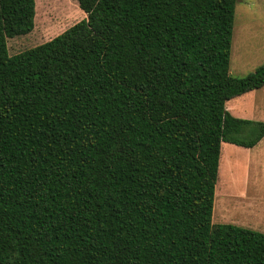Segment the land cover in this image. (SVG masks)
<instances>
[{
	"label": "trees",
	"instance_id": "1",
	"mask_svg": "<svg viewBox=\"0 0 264 264\" xmlns=\"http://www.w3.org/2000/svg\"><path fill=\"white\" fill-rule=\"evenodd\" d=\"M237 0H77L86 17L9 54L34 0H0V264H264V232L212 223L222 143L264 122L228 100Z\"/></svg>",
	"mask_w": 264,
	"mask_h": 264
},
{
	"label": "rangeland",
	"instance_id": "2",
	"mask_svg": "<svg viewBox=\"0 0 264 264\" xmlns=\"http://www.w3.org/2000/svg\"><path fill=\"white\" fill-rule=\"evenodd\" d=\"M31 31L7 39L9 54L43 43L86 17L77 0H34ZM264 63V0H237L229 69L242 76ZM229 113L264 122V85L228 100ZM264 137L247 148L222 143L212 223H233L264 232Z\"/></svg>",
	"mask_w": 264,
	"mask_h": 264
},
{
	"label": "crops",
	"instance_id": "3",
	"mask_svg": "<svg viewBox=\"0 0 264 264\" xmlns=\"http://www.w3.org/2000/svg\"><path fill=\"white\" fill-rule=\"evenodd\" d=\"M254 120H256V119H254ZM261 121H262V120H261ZM261 140H262V139H261ZM261 140H260V141H261ZM260 141H259V142H260ZM259 142H258V143H259ZM258 143H257V144H258ZM257 144H256V145H257ZM256 145H254V146H256ZM254 146H253V147H254ZM251 148H252V147H251ZM261 216H262V217L264 216V210H263ZM258 225H262V226H263V229H264V219H262V220L258 223Z\"/></svg>",
	"mask_w": 264,
	"mask_h": 264
}]
</instances>
